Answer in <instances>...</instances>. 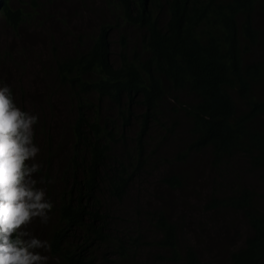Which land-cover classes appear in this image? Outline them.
Returning a JSON list of instances; mask_svg holds the SVG:
<instances>
[{"label": "trees", "instance_id": "1", "mask_svg": "<svg viewBox=\"0 0 264 264\" xmlns=\"http://www.w3.org/2000/svg\"><path fill=\"white\" fill-rule=\"evenodd\" d=\"M41 8L13 9L5 0L2 14L18 30L42 24ZM105 9L113 19L101 18L94 35L66 30L71 39L63 41L51 32L52 56L41 63L54 118L44 114L35 139L54 208L47 224L32 225L51 243L49 264H150L145 246L149 259L204 264L196 246L181 248L183 219L165 207L171 191L186 194L188 186L175 164L192 168L203 188L213 178L202 208L210 222L226 220L225 264H264V191L230 179L248 174L264 183V33L254 18L257 9L264 14V0H106ZM65 43L72 52L63 55ZM258 49L261 56L251 57ZM3 72L12 75L7 66ZM170 140L179 142L176 152L163 156ZM161 164L172 166L157 183L164 205L144 213L155 237L113 229L106 201L123 199ZM237 220L248 230L242 241Z\"/></svg>", "mask_w": 264, "mask_h": 264}, {"label": "rangeland", "instance_id": "2", "mask_svg": "<svg viewBox=\"0 0 264 264\" xmlns=\"http://www.w3.org/2000/svg\"><path fill=\"white\" fill-rule=\"evenodd\" d=\"M10 0V5L13 9L19 8L22 10H32L36 5L42 7L38 10H44L45 13H53V20H47L46 14L41 16V22L32 21L31 24L24 23L18 30L10 28L4 20L3 15L0 13V48L5 55L6 49L11 50L13 57H10L12 63H8L7 59L3 58L7 70L11 71L13 75L6 76L0 70V81L6 82L11 85L14 93L16 94L17 102L23 105L26 109L38 113L42 118L45 114V120L54 111L47 107L44 80L42 77L41 63L51 58V49L49 47L50 33L54 32L56 39L69 41L71 37L64 34L66 30L73 33H84V36L95 34L98 32L101 18L106 21L112 20V14L106 10V0H83L81 3L77 0ZM2 2V0H0ZM3 6V5H2ZM1 6V8H2ZM104 9V10H103ZM102 14V15H101ZM255 24L264 33V14L258 9L255 13ZM59 19V21H58ZM64 24H63V23ZM51 28H54L50 30ZM114 38L113 50L117 51L118 32H113ZM67 44V45H65ZM62 45L60 52H72V46L68 43ZM256 56L259 57L263 52L257 50ZM250 57V56H249ZM250 57V59H251ZM114 61L117 58L114 57ZM40 73V74H39ZM39 74L40 79H36ZM39 81V85L36 83ZM36 93V95H35ZM54 99V97H53ZM59 103L64 101V97H55V101ZM59 105H61L59 103ZM64 107L57 108L56 112H63ZM47 114V116H46ZM65 114V113H64ZM171 141V142H170ZM161 148L163 156H172L178 145L177 140H170ZM205 161L208 158L204 157ZM172 166L165 164L159 165L157 168L152 169L150 173L143 175L139 181L127 192L121 200L109 199L106 201L108 211L115 218V223L112 225L113 229H117L120 233H134L143 232L147 238L155 237L156 233L152 225L149 224L147 217H145V209L148 207L159 208L164 205L163 201L157 199L158 180L168 171ZM173 169L188 176V186L186 194L176 191H171V199H165L167 195L162 191H158V195L168 202L165 207H169V213L174 218H181V233L180 245L184 250L189 245L196 246L202 258L205 260L204 264H225V255L227 247L223 237V229L226 223L225 219L218 218L212 219V213L205 212L203 206L212 194L211 182L207 180L205 188L201 187L204 179L198 180L195 171L192 168L183 166V164H175ZM208 164L204 163V170H208ZM230 179L235 184L248 185L259 191H264V183L254 175L245 174L240 179ZM262 207L264 203L259 201ZM167 207V208H168ZM142 210L141 213L139 211ZM230 213L227 215L230 219ZM240 236L242 239L247 235L248 230L242 220H237ZM33 224V223H32ZM30 225L31 228L35 226ZM213 224V225H211ZM186 247V248H185ZM150 247H143L141 255L148 259L150 264H171L166 261L149 259ZM147 257V258H146Z\"/></svg>", "mask_w": 264, "mask_h": 264}, {"label": "clouds", "instance_id": "3", "mask_svg": "<svg viewBox=\"0 0 264 264\" xmlns=\"http://www.w3.org/2000/svg\"><path fill=\"white\" fill-rule=\"evenodd\" d=\"M4 4L2 0L1 14ZM1 56L4 74L5 55L1 52ZM40 119L17 102L10 84L0 81V264H49L51 259L50 241L30 227L37 220L47 224L54 208L46 187L53 180L41 174L42 161L37 159L41 146L35 136Z\"/></svg>", "mask_w": 264, "mask_h": 264}]
</instances>
